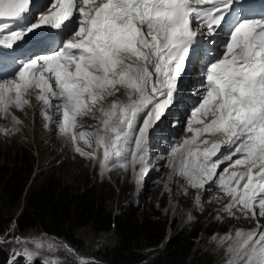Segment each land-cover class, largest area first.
<instances>
[{"label":"snow or ice","instance_id":"6c2138e0","mask_svg":"<svg viewBox=\"0 0 264 264\" xmlns=\"http://www.w3.org/2000/svg\"><path fill=\"white\" fill-rule=\"evenodd\" d=\"M257 4L0 0V112L23 110L25 97L36 92L46 119L51 120L49 109L61 115L59 131L76 152L94 159L77 141L94 143L103 149L102 169L108 170L113 158L111 166L125 170L139 163L138 178L148 170L149 131L163 139L174 122L187 120L194 137L172 148L173 156L180 153L178 174L192 188L203 189L224 163L214 184L230 198L224 211L234 216L238 210L246 219L264 217V0ZM133 58L139 63L127 62ZM120 88L127 90L128 102L101 105V126L77 134V118L96 111ZM140 112L144 119L135 127ZM193 123L201 127L194 129ZM204 134L225 139L210 149L194 148ZM222 145H227L224 153L212 160ZM236 166L242 170L229 175ZM223 239L231 241L227 264H264V231L258 223L252 231L237 230ZM44 247L34 242L19 254L32 264ZM43 264L58 262L45 259Z\"/></svg>","mask_w":264,"mask_h":264},{"label":"rangeland","instance_id":"374dc122","mask_svg":"<svg viewBox=\"0 0 264 264\" xmlns=\"http://www.w3.org/2000/svg\"><path fill=\"white\" fill-rule=\"evenodd\" d=\"M117 95H121L120 89L110 96L104 108L107 107L108 101L113 102ZM27 99L31 105L22 111L10 109V114L7 116L0 112V192L4 185L1 183V178L7 176L9 178L18 170L21 171L18 182L23 183L26 188L37 179V185L42 184L43 180L45 181L43 184L47 187L69 192L70 195H81L90 190L94 193L93 198L102 200L111 213H116L119 204L132 196L138 200V207L143 217L153 218L163 224L167 221V226L171 224V229L192 227V225L199 228L198 242H195L194 246H206L220 253L218 264H227L229 258L227 247L231 241L223 238L229 235L234 236L237 230L252 231L257 228V223L261 228L264 223L260 218L246 219L235 210H233L235 215L229 216L224 211L229 202L220 198L203 197L198 191L189 188L185 178L178 174L177 168L169 169L165 163L162 165V159H159L158 163V159L154 160L152 167L139 178L137 174L141 169H133L129 165L127 170L113 169L102 174L98 166V155L90 161L76 157L63 138L56 137L52 125L54 115L51 112L47 113L51 120L41 117L36 93L29 94ZM13 117L19 123H16ZM97 118L94 131L99 127L100 114ZM168 165H170L169 162ZM151 169L156 172V175ZM24 196L22 195L19 205L14 210L16 215L25 204ZM13 228L15 223L11 229ZM78 234L87 251L80 254L84 258L66 254L64 249L69 253L72 252L68 248L69 245L66 247L67 244L64 241L54 236L49 238L44 234L35 233L28 234L26 238H19L9 237L12 235V232H9L1 239L4 240L5 247H9V240L14 244L10 250L12 256H9V264L19 257L18 254L22 249L32 248L34 242L43 243L45 247L33 258L32 264H43L45 259L53 258L58 264H91L85 259L90 256L91 247L110 241L108 232L107 239L102 242H96L92 229L79 230ZM18 238L21 241L30 242L18 243ZM49 244L52 245L51 251L47 248ZM22 256L24 259L19 264H25V257Z\"/></svg>","mask_w":264,"mask_h":264},{"label":"trees","instance_id":"16d2710c","mask_svg":"<svg viewBox=\"0 0 264 264\" xmlns=\"http://www.w3.org/2000/svg\"><path fill=\"white\" fill-rule=\"evenodd\" d=\"M21 171L16 170L3 183L0 200V264H9L10 250L1 238L9 232L19 238L27 235L44 234L64 241L72 250L68 255L82 257L87 251L78 232L92 229L96 242L110 241L91 247L90 256L85 259L91 264H218L220 253L206 246L195 247L199 228L182 227L171 229L153 218L141 216L138 200L127 197L119 204L116 213H111L102 200L94 199L90 190L81 195L47 187L45 181L37 185V179L30 186L18 182ZM24 196V206L16 215L15 209ZM15 223V228L11 229ZM112 225V227H111ZM110 226V227H109ZM169 229V233L167 231ZM28 235V236H29ZM107 235V236H106ZM10 264H19L23 258L18 254ZM84 258V257H82Z\"/></svg>","mask_w":264,"mask_h":264},{"label":"bare ground","instance_id":"6f19581e","mask_svg":"<svg viewBox=\"0 0 264 264\" xmlns=\"http://www.w3.org/2000/svg\"><path fill=\"white\" fill-rule=\"evenodd\" d=\"M120 91H121V95H120V96L117 95L118 97H114V98H116V99H114L113 102H120V100H127V99H128V97H127V95H126V91H127V90H125V89H121V88H120ZM31 93H34V92H31ZM31 93H30V94H31ZM27 98H28V96L25 97V99L28 101ZM110 100H111V99H110ZM113 102H112V101H111V102L108 101V104H107L106 109L109 108V107L112 105ZM32 103H33V101H32ZM30 105H31V104H30L29 101H28V104H27V106H25V107H26V108H27V107H30ZM26 108H23V109H26ZM36 109H37V108H36ZM38 109H39V107H38ZM21 111H22V110H21ZM39 111H40V110H39ZM38 114H39V112H38ZM52 125H53V124H52ZM99 126H101V120L99 121ZM53 128H54V127H53ZM93 132H95V131H93ZM98 158H99V156H98ZM176 174H177V173H176ZM177 176H178V175H177ZM179 177H180V176H179ZM167 182H168V181H167ZM173 184H174V183H173Z\"/></svg>","mask_w":264,"mask_h":264}]
</instances>
